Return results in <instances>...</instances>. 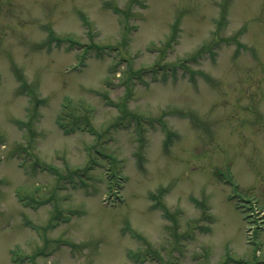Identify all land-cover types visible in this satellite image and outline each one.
<instances>
[{"label":"rangeland","instance_id":"374dc122","mask_svg":"<svg viewBox=\"0 0 264 264\" xmlns=\"http://www.w3.org/2000/svg\"><path fill=\"white\" fill-rule=\"evenodd\" d=\"M251 263L264 0H0V264Z\"/></svg>","mask_w":264,"mask_h":264},{"label":"trees","instance_id":"16d2710c","mask_svg":"<svg viewBox=\"0 0 264 264\" xmlns=\"http://www.w3.org/2000/svg\"><path fill=\"white\" fill-rule=\"evenodd\" d=\"M176 65H177V64H176ZM17 72H18V71H17ZM18 73H19V72H18ZM18 75H19V74H18ZM140 75H141V74L136 73V72L133 70V71L131 72V74H130V79L138 78V77H140ZM20 78H21V77H19L20 84H24V83H25V82H24V79L21 78V79H22V81H21ZM21 86H24V85H21ZM60 119H61V118L58 119L60 126L63 128V130L67 131V128H66L65 123H64L63 121H61ZM84 121H85V120H84ZM83 124H84V123H83ZM76 127H78V122H77V120L75 119V120H74V128H76Z\"/></svg>","mask_w":264,"mask_h":264}]
</instances>
